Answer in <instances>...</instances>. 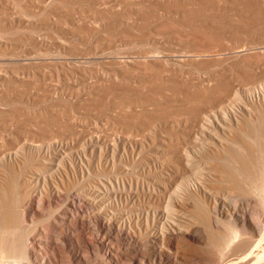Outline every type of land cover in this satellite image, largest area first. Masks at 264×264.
<instances>
[{
	"label": "rangeland",
	"instance_id": "1",
	"mask_svg": "<svg viewBox=\"0 0 264 264\" xmlns=\"http://www.w3.org/2000/svg\"><path fill=\"white\" fill-rule=\"evenodd\" d=\"M161 1L166 2L165 4L167 6L165 8V4ZM161 1L0 0V38H6L7 40L5 46L0 45V142L4 144V147H7V145L9 147L10 145V150L12 154H14V151L19 152L20 150V147L17 143H22L23 145H28L29 143L32 144V142L36 144H42L40 142L44 139L42 137L44 135L39 134V136L37 134V131H43L40 129H44L45 131V129L48 128V130L52 129L51 132L53 130L55 131H53V134H57V136H53L52 139H56L61 142L60 146H57L54 149L52 148L51 156H57L56 158H58L61 155L62 157L61 159H59L60 157L58 158L60 161H57L56 159H42V155L45 152L44 150L46 149L43 145L42 147H40V149H42L43 151L36 148L31 149L33 151H30V159L25 162L20 169H17L15 166L8 165L9 171L13 173L11 180L13 179L12 186H14V202H17L16 199L19 198L17 203H21V207L18 206V208H24L27 210L28 205L22 203L23 201L21 202L19 192L21 193V190H24V186H32V196H30L31 198L29 202L30 205L32 204V206L35 208V212L33 214L27 215L25 228H23L22 230H17L16 232H14V235H23V232H28L29 238L31 240L34 239L33 237H36L35 239L37 240L38 235L35 232H39L41 228L48 229L47 233L49 234L53 232L49 231L52 230V227L50 226V229L48 228V222L51 223V220L52 222H54L53 220H57L58 210L53 197H50V194L47 195L45 193L44 188L46 186H168V188H170L169 186H196V184L197 186H200L198 181L200 177L202 178V176H206V174L212 175L213 173L217 172V174L222 175V177L225 178L233 170L229 163H227L225 160H220L219 158H217V155H210L209 157H207L208 163H205L202 166L198 167V163L185 165L184 162H176L175 159H170V157L167 158L168 155L167 157L166 155H163L164 158L163 156L160 158L159 156L162 155L161 153H154L158 150V145H155L157 140V142H159L160 139H165L166 141L169 140L168 142H170L171 144V140L176 141L181 138L193 139V135L187 134V131L194 130L196 132L195 135H198L197 132L200 131L199 128L194 127L193 123H191V120L193 118V112L190 111L191 109L189 108L191 102L189 104L186 103L188 105L187 106L185 103H181V100L179 99V97L183 96L181 95L183 93L177 94L178 96L175 98L176 100L168 102L169 100L166 99L167 97H162L163 95L159 94L157 90L154 92L151 91L148 97L151 96L150 103L152 104L145 105V103H142L141 106L140 104L136 106L135 103H131L129 100H145L144 98H142L144 95H141L143 91L142 89L144 88L143 85L141 86L142 83L139 84L138 82V85L136 84V81L133 82V84L130 83L131 85L129 84L128 86V82L123 81L124 83H121L119 81L121 83V86H123V84H125L126 82L128 88L130 86L135 87H130L129 93L127 91H123L120 87H115V90L113 89L112 95L116 96H112V99L110 98L106 103L104 102L105 100L102 97L104 96L102 92L105 90V85H103V83H108L107 78L111 76H109L108 74H112L113 72L111 70V68L115 65L113 63V57L117 56L128 58L130 56L132 57L136 55V53L141 50L143 51L147 49V52L149 49L153 51L154 48H160L159 50L164 48L166 51L170 53L172 52V54L176 53V55H178L177 57H179L180 59H184V63L182 61H178V63L183 64V70L181 67V70L183 72H180L181 70L179 71V69H176L174 66L175 71H164V74L162 71H160L162 72L161 74L159 71H152L150 69L152 72L151 74V72L147 68V70L145 69L146 71L143 69L142 71H140V68H138L137 72L130 71L131 73L127 72V75L130 76V78L134 76L132 79L135 80L140 77H144L142 76L144 73H147L146 75L148 77H151L154 76L153 73L156 72L154 76V78L156 77V79L151 77L156 81L158 80L157 78H164V80H166L167 78L175 77V75V80L178 79L177 81H182V79H190L192 75L194 77L192 76L191 79L194 78L196 80L200 75L201 76L198 78H205L208 75L211 76L213 73H222L227 76V73H224V71L229 72L230 70H233V76L237 73V77H232L231 81H236L235 83L240 82V86L236 89L238 95L242 99L246 98V95L251 97L249 93L243 94L244 89L242 88V85H244L245 83L242 82L241 84V81H244L246 83L247 81L245 79L242 80L241 78H245L247 76V80L248 82H250L252 79L251 76L249 77V72L247 70H251L253 66L254 70L264 68V0L262 2L261 0H188L189 2L187 1V3L186 0H180L181 2L178 0ZM199 1L201 3H199ZM160 3L163 8L159 7ZM170 3L171 6H169ZM190 3H192L193 5ZM196 3H198V5ZM247 3L249 6L252 4L255 7H249L248 5H246ZM190 5L192 8L189 7ZM257 5H261L262 7ZM174 6H179L178 8H181V10L175 8ZM159 9H161V12L159 11ZM153 10H156V13ZM182 11L184 14L182 13ZM194 11H197V13ZM146 12H148L149 14H147ZM174 14L179 16L173 17ZM192 14L194 15L189 16ZM142 15H146L145 17H147V19L145 17L143 18ZM187 18H189V20ZM161 28L165 33L163 32V30H161ZM203 28L206 32L210 31L212 36L204 37L202 35ZM218 29L221 30V34L216 36L219 33ZM214 30L216 33H218L216 34ZM149 31L152 33H150ZM207 38H209L211 42ZM190 39L191 41H189ZM204 40L206 41L204 42ZM214 42L216 43L214 44ZM208 43L210 47L212 46L211 48L208 46ZM182 44L183 46H185L183 47ZM191 44L195 46H192ZM206 46H208L209 48H206ZM201 47L203 49H206L203 50ZM234 47L239 51V53H237L238 56L236 54L234 55V53L232 52L233 50H235L233 49ZM194 48H200L203 52L208 51V53L211 55H209L210 57L198 58L193 52ZM200 49L198 50L200 51ZM228 49L232 51L230 52ZM152 51H149V53H152ZM228 51L230 52V54ZM195 56L199 61L196 58H193ZM259 64L263 67H259ZM169 66L171 67L172 65ZM169 66L167 68H170ZM226 66L232 67L227 68ZM248 66L251 67L246 68ZM243 67H245V69L247 70H245ZM188 69L189 71L192 70L190 74ZM253 69V73L258 72L254 71ZM185 70L187 73L185 72ZM102 72L105 74H103ZM238 72L240 73V77L238 75ZM243 72H248V74L246 73V75H243L244 77H241V75L244 74ZM165 73L167 74V76ZM41 76L45 78H42ZM101 78L104 80H102ZM239 78L241 81L239 80ZM249 78L251 80H249ZM109 79H113L112 81L120 80L119 78L118 80H115L113 76H111ZM194 79L191 81L193 82ZM156 81L152 83H158ZM179 83L180 82H178V84ZM119 84L117 82V85ZM179 85H181V83ZM46 88L47 90H43ZM116 88L118 89V91L116 90ZM136 90H141L139 95H136L134 93V91ZM144 91H146V87L144 88ZM43 92L44 94L42 95ZM40 95L41 98H39ZM145 95H147V91ZM168 95L169 94H167V96ZM164 98L165 100H163ZM191 101L195 103L194 100ZM56 102H60L58 103L60 105L58 106ZM235 102L238 105L239 101L235 100L234 103ZM263 103L262 105L260 103H255V107L251 111L253 112V116H251V118L255 117V119H258L255 125L259 124L260 126V137H257L259 143L264 142ZM14 109H17L16 113ZM235 109L237 108L235 107ZM32 110H34V113ZM238 110H240V108ZM28 111L29 114L32 112L33 115H29ZM69 112L70 115H68ZM130 116L134 117L131 119L132 122L130 120L131 123L125 120L128 117L131 118ZM26 118H30L29 121ZM35 119L38 121V123ZM254 122L255 120H253L249 124H246L243 130L236 133V140L238 142H240L241 140L246 145H254L251 137L247 134L248 130L251 131L250 126ZM124 129H129L132 131L137 130V135H124L121 133V130ZM17 130H21V132L33 131V137L29 133L26 135L25 133L17 134L15 133L18 132ZM11 132H13L12 134L15 133V135H12ZM71 132H73V134ZM94 136L99 140V137H101L99 143L102 144L100 149H96L94 150V152H91L89 141L90 139H93ZM121 137L122 139L126 138L127 142H130V145L127 143L124 148L118 146L113 148L114 150L110 149V145L112 143L115 144L114 142H116V140ZM113 138H115V140ZM12 139H17V141L19 139V141H22L16 142ZM35 140H37V142ZM145 140L149 143H147ZM151 140H153V142ZM134 141H136L137 143ZM104 142H107V145H109V149L105 147ZM145 143L147 145H145ZM2 144L0 143V152L2 153H0V158L7 153L4 150L6 148H4ZM72 145L74 147H72ZM140 145H142L143 147H140ZM150 145L153 147H151ZM229 147V152L245 161V167L250 173H255L256 170L258 172H261L264 169V156L260 151L255 150L252 154L246 155V151L244 149H240V147H237V145H229ZM3 150L5 152H3ZM45 153L44 155L46 156ZM147 154L150 155L148 156ZM68 159L72 160L70 165L71 168L69 167V163L64 161H68ZM142 159L147 160H144L147 165L145 162H143ZM160 159H162V161ZM172 161L174 162V164ZM1 162L3 161H0V163ZM80 164L82 166V169H80ZM148 164L150 165V167H148ZM154 164L157 165L154 166ZM45 167H51V170L48 171V169H46ZM213 168L219 169L220 172H218L217 170L214 171ZM1 169L3 168L1 167ZM64 171L69 172L67 173V177H63V175L66 174ZM184 171H188L189 174L186 176L184 174ZM59 174L60 177L63 178L62 183L58 180ZM182 178L186 179L183 180ZM53 179L57 181H55V185ZM161 180L164 182L160 183ZM246 181L244 180V183L242 182V186H254L252 181L250 182L251 184L249 183V180L246 179ZM25 182H29V184H24ZM226 183L227 182H224L225 185L222 183L216 186H229L228 183ZM172 188H170L169 190H173ZM169 190L168 192L165 191V194L162 193L163 195L159 196L160 198L155 199V203L162 202L161 204H165V202H167L169 199ZM226 190H231L232 193L229 191V195H226L224 191H218L214 194H211V197L218 199L222 197L225 198V206L229 209L234 210V212L236 213L235 217L239 216L237 213H241L245 210L250 213L251 210L254 209V207H259L258 196L254 189L245 193L233 189ZM40 191L43 192L41 195H44L42 196L43 198L41 197V203H38L37 199L35 198H37V195L40 193ZM6 196H8V193L6 194ZM184 201L186 202V200ZM187 203L190 204L191 207L188 206L190 209L195 206L194 200H189L187 201ZM22 204L24 205L22 206ZM95 206L97 207L98 204L94 205L92 208H95ZM3 211L4 207H1L0 215H2ZM192 211L193 210L191 209L189 212H185V215L189 214L187 216H192ZM192 218L194 219L192 220L193 223L197 225L195 227H197L200 230L201 235L203 234L204 236L203 241L201 240L202 242L196 244V251L198 250L197 252L206 254V250H208L210 247V249H212V245H210V247L208 246L207 243H209L210 240L208 241V239L206 238V232L204 231L201 222H199V219L196 217L194 218L193 216ZM71 220L72 219H70L69 223L72 222ZM87 222L88 221H85V223L81 225L80 229H78L79 231L81 230L80 234L83 233L82 235L85 236L84 238L92 237L94 233L90 228H88V226L90 227L91 222H88L90 224H88ZM70 231H66L64 234V240L67 241L65 243V246L67 247L64 250L68 252H63V262L61 259V261H59L57 264H91L93 256L90 255V257H87L88 254L84 251H78L77 253L76 251L73 252L71 250V245L69 244L70 241L68 240L70 238L68 237L70 235ZM67 232L69 235L67 234ZM86 233L90 236H88ZM3 237H5V234L3 235ZM42 248L43 249H38L40 250L38 252H42L40 256L41 258H44L45 261V253L47 252L48 255H51L53 253V249L51 248V250H49V247L44 246ZM45 248H47V251ZM169 248L170 247L166 249ZM44 249L46 252H44ZM173 249V247L170 248L171 251H173ZM68 253L70 256L67 255ZM64 254H66V256ZM74 254H78L77 257H81L79 259L80 262H76L74 260ZM2 255L5 260L9 257L7 253H3ZM201 259L202 261L199 259L198 261L195 260L194 262H197L198 264L202 262L205 263V259Z\"/></svg>",
	"mask_w": 264,
	"mask_h": 264
},
{
	"label": "bare ground",
	"instance_id": "2",
	"mask_svg": "<svg viewBox=\"0 0 264 264\" xmlns=\"http://www.w3.org/2000/svg\"><path fill=\"white\" fill-rule=\"evenodd\" d=\"M159 1H161V0H159ZM178 1H180V0H178ZM178 1H177V3H178ZM187 1L188 0H186V3H187ZM262 1L263 0H261V2ZM206 2H204V3H206ZM162 3L165 4L166 2H162ZM171 3L169 6H171ZM184 3H182V4H184ZM199 3H201V2L199 1ZM250 3H252V2H250ZM190 4H192V3H190ZM196 4L198 5V3H196ZM246 5H248V3ZM166 6L167 5L165 4L164 8ZM251 6H253V5L251 4L249 7H251ZM257 6H261V5H257ZM159 7L163 8L161 3H160ZM178 7L179 6H177L175 8L181 10V8H178ZM189 7H191V5ZM253 7H255V6H253ZM205 8H206V6H205ZM160 10L161 9H159V11ZM209 10H210V7H209ZM183 11H182V13H183ZM194 12L197 13V11H194ZM146 13L149 14L148 12H146ZM144 14H145V12H144ZM193 15L194 14L189 15V16H193ZM142 16L144 18L146 15L145 16L142 15ZM177 16H179V15H175V14L173 15V17H177ZM154 17H156V16H154ZM145 18L147 19V17H145ZM158 18H159V15H158ZM184 18H186V17H184ZM187 19L189 20V18H187ZM155 27H154V29H155ZM143 28H144V26H143ZM157 29H159V28H157ZM211 29H212V27H211ZM135 30H137V29H135ZM161 30H163V29L161 28ZM202 30H203L202 35L204 37H211L212 36L210 31L206 32V31H204V28ZM220 31L221 30L218 29L219 33L217 32L218 33L217 34L214 30V32L217 34L216 36L221 34ZM139 32H141V31H139ZM163 32H164V30H163ZM150 33H152V32H150ZM196 33H197V31H196ZM146 34H144V35H146ZM189 34H190V31H189ZM141 35H140V37H141ZM161 35H162V33H161ZM187 36H186V38H187ZM145 37H143V38H145ZM213 38H214V36H213ZM207 39L210 41L209 38H207ZM180 40H185V39H180ZM189 41H191V39ZM205 41L206 40H204V42ZM194 42H195V40H194ZM6 43H7L6 38H0V45L5 46ZM215 43L216 42H214V44ZM210 45H212V44H210ZM182 46H183V44H182ZM192 46H195V45H192ZM208 46H209V43H208ZM208 46H206V48L210 47V46L209 47ZM226 47H229V46H226ZM206 48H204V49H206ZM159 49L154 48L153 51L149 49L147 51L148 53L146 52L147 49L143 50V51L141 50V51L137 52L136 55H134L132 57L129 55L130 57H128V58H122V57H117V56L113 57L112 59H114L113 63L115 65H114V67L111 68V70L113 71V72L111 71L112 74H108V75L113 76L115 80H118V78L120 80L112 81L113 79L112 80L109 79L111 77L110 76L109 78H107L108 79L107 84L102 82L103 85H105L104 86L105 90L102 92L104 95V96H102L105 100L104 102L107 103L110 98L112 99V96H113L112 93H113V89L115 87H118V88L120 87L123 91H127L129 93L131 86L128 88L127 85L129 86L130 83L133 84V82H136V81H137L136 84H138V82H139V84L142 83L141 86L143 85L144 88L146 87V91H147V95H145L146 91H144V88L143 89L141 88L143 90L142 91L143 94L141 93V95H144L142 97L145 99L144 101H141L139 99L129 100L131 103H135L136 106L138 104H140V106H141L142 103H145V105H147V104L151 105L152 104V103H150L151 102V100H150L151 96L148 97L151 91L154 92L157 90V92L159 94L163 95L162 97H167L166 99L169 100V101L167 100L168 102L176 100L175 98L178 96L177 94L183 93V94H181L183 96L179 97V99L181 100V103H183V104L184 103L189 104L191 102V104H190L191 107L189 105V108L191 110L188 108L190 111L193 112V114H192L193 118L191 120V123H193L194 127L199 128L200 131L197 132L198 135H195L196 132L194 130H192V131L190 130V131L186 132L187 134H192L194 137L193 139L181 138L183 140H181V139L176 140V141L173 140L175 142H173L170 139L172 142L171 143L172 145L170 144V142H168L169 140L166 141L165 139H160L159 142H157L158 141L157 140L155 145H158V150H157V152H154V153H157V154L161 153L162 155L159 154L161 156L156 155V156H159L160 158L163 155L164 156L166 155V157L168 155L167 158L170 157V159L171 158L175 159L176 162L177 161L178 162H184L185 165H192V164L198 163V167L202 166L205 163L207 164L208 163L207 157H209L210 155H213V156L217 155V158H219L220 160H225L227 163H229V165L231 166V168L233 170L225 178L222 177V175L217 174V172L213 173L212 175L206 174V176H202V178L200 177V179L198 181L200 186H197V184H196V186H169L170 188L173 187L172 188L173 190H171V191L169 190L170 188H168V186H56L55 184L57 181L53 179L55 186H53V185L52 186H46L44 188L45 193L47 195L50 194L51 195L50 197H53L54 202L57 205V210H58L57 220H53L54 222H52V220H51V223L48 222L49 223L48 228L50 229V226L52 227L51 228L52 230H49V231H53V232L51 234H49V233H47L48 229H42L41 228V230L39 232L38 231L35 232L38 235V236L36 235L37 240L35 239L36 237H33L34 239L31 240L29 238L28 232H23V235L22 234H15L14 235V232H16L17 230H22L23 228H25L27 215L33 214L35 212V208L32 206V204L30 205V202H29V200L31 198L30 196H32V189H31L32 186H30V187L24 186V190H21V193L19 192L21 202L23 201L22 203H25L28 205L27 210L24 208L19 209L18 206L21 207L20 206L21 203L20 204L17 203L19 198L16 199L17 202H14L15 200H13L15 198V197L13 198V188H14V186H12L13 185V179L11 180L13 173H11L9 171L8 165L9 166H15L17 169H20L21 166H23V164L30 159V157H31L30 151H33L31 149H33V148L40 149V147H42L43 145L46 148L44 150L46 152V153L44 152L46 154V156L43 153L44 156L42 155V159H44V160L45 159H49V160H52V159L55 160L56 159L57 161H60L59 159L62 158L61 155L59 156L60 158L58 157L59 158L58 159V158H56L57 156H55V157L51 156V154H52L51 152H52V148L54 149L55 147L60 146L61 142L56 140V139H52L53 136H55V135L57 136V134H53L54 130L51 132L52 129L48 130V128H46L45 131H44V129H40L43 131H37L38 135L39 134L44 135V136H42L44 139L42 138L43 140L40 142L42 144H36V143L32 142V144L29 143L28 145H26V144L23 145L22 143H20V144L17 143L20 147V150H19V152L14 151L15 152L14 154H12V152L10 150V147H11L10 145H9V147H8V145H7V147H4L3 146L4 144H2V142H0L2 144V146L4 148H6V149H4V148L3 149L7 152L6 155L1 156V158H0L1 159L0 161H3L0 163V208L4 207V211H3L2 215H0V264H45V263L57 264L59 261H61V259L63 262L64 258L62 257V255H63V252H66V250H64V249L67 247V246H65V243L67 241L64 240V238H65L64 234L66 231H70V230H71L69 233L70 235L68 234V232H67V234L69 235L68 237H70L68 240L70 241L69 244L71 245V250L73 252L76 251L77 253H78V251H84L85 253L88 254L87 257L88 256L90 257V255L93 256V258L91 260V264H195V263L198 264L197 262H194V261L195 260L198 261L199 259L202 261L201 258L205 259L204 260L205 263L202 262L200 264H264V169L261 172H258L256 170L255 173H252V172L250 173L245 167V161H243L240 157L235 156L231 152H229V149H230L229 145L230 146L237 145V147H240V149H244L246 151V155H250L255 150H258L264 156V142L259 143V140L257 139V137L259 136V132H260L259 131L260 126H259V124L255 125V123L258 121V119H255V117L251 118V116H253V112H251V111L255 107V103H258V104L260 103L262 105V103L264 102V68H262V69L259 68V70H254L253 69L254 66L252 65L253 66L252 69L254 71H258L257 73H253L252 69L247 70V69H245V67H243L245 70H247L249 72V74H248V72H246V73L249 75V77L251 76V79H252L251 80L249 78V80H251V81L248 82L247 76H246L247 78L246 77L241 78L242 80L245 79L248 83L247 84L246 82L241 81L239 78V80L241 81V84H242V82L245 83L244 85H242V88L244 89L243 94L249 93L251 95V97H250V96L245 94L246 98H244V99H242L238 95V92L236 91V89L240 86V82H238L239 83V85H238V83H235L236 81L235 82L231 81L232 77H237V73H236V75L233 76L234 71L230 70V69H229L230 71L228 70L229 72L224 71V73H227V76L225 74H222V73L221 74H219V73H213L212 74V72H211V74H212L211 76L208 75L205 78H198L201 75L197 77V74H198L197 73L196 74L197 80L193 78L194 81L196 80L195 82L191 81V80H193V79H191V77L193 75L191 77L189 76L191 80L187 78L185 80L182 79V81H177L178 80L177 78H176L177 80H175L176 75H175V77H170L167 79L165 78L166 80H164V78L163 79L157 78L159 81L158 80L156 81V80H154V79H156V77L154 78L156 72L153 73L154 76H151L154 79L151 77H148L146 75L147 73H144L146 76L144 74L142 75L144 77H140L138 79L134 78L135 80L132 79L134 76L130 78V76L127 75V72H130V71L131 72L132 71L137 72L138 68H140V71H142V69L145 70L146 68L149 69L150 72H151V70L152 71L156 70L159 72L162 71L163 74H164V71L165 72L166 71L167 72L168 71H170V72L175 71V68L179 69V71H180L181 67H182V70H183V68H184L183 64L178 63V61L183 62L184 59L181 58L182 59L181 60L179 57H177L178 55H176V53L172 54V52L170 53V52L166 51L164 48H162L161 50H159ZM198 49H200V48H198ZM198 49H196V48L193 49L194 54L198 58L199 57H204V58L210 57L209 55H211V54H209L208 51H206L208 53L207 54L206 52L201 51V49H200V51ZM233 49H235V47ZM164 50H165V52H164ZM222 50H224V49H222ZM149 51H152V53H149ZM189 51H191V50H189ZM153 52H155V53H153ZM159 52H161V53H159ZM225 52H227V51H225ZM230 52H229V54H230ZM232 52L234 53V55L235 54L237 55V53H239L238 49L237 50L235 49ZM242 54H243V52H242ZM196 56L193 58H196ZM227 57H228V55H227ZM190 59H192V58H190ZM185 60H186V58H185ZM249 63H251V62H249ZM168 64L172 65L173 67L172 66L170 67ZM168 66L170 68H167ZM174 66H175V68H174ZM228 67H230V66H228ZM249 67H251V66H248L246 68H249ZM259 67H263V66H261L259 64ZM255 69H256V67H255ZM182 70L180 72H183ZM102 71H103V69H102ZM188 71H189V69H188ZM191 71L192 70L189 71V74ZM162 72H160V73L162 74ZM185 72H186V70H185ZM173 73H176V72H173ZM243 73L244 74H242L241 77L243 75H246L245 72H243ZM103 74H105V73H103ZM151 74H152V72H151ZM106 75H107V73H106ZM238 75L240 77L239 72H238ZM160 76H162V75H160ZM166 76H167V74H166ZM164 77H165V75H164ZM42 78H45V77H42ZM102 80H104V79H102ZM233 80H235V79H233ZM239 80H237V81H239ZM97 81H99V80H97ZM119 81L121 83L123 81H126V82H128V84L126 85V82H125V84H123V86H121V83ZM154 81H156L158 83L153 84L152 82H154ZM104 82H106V81H104ZM117 82H118V84L119 83L120 84L117 85ZM178 82H180L181 85H179L180 83L178 84ZM133 87H135V86H133ZM133 87H131V88H133ZM43 90H47V88L43 89ZM116 90L118 91L117 88H116ZM117 91H115V92H117ZM140 91L136 90V91H134V93L136 95L137 94L139 95ZM166 91H168V92H166ZM44 92L42 93V95L44 94ZM99 93H101V92H99ZM117 93H119V92H117ZM167 94H169V95L167 96ZM47 95H49V94H47ZM115 96H113V97H115ZM39 98H41V95ZM95 98H96V95H95ZM163 100H165V98ZM191 100H194L195 103H193ZM235 100H238L240 103L238 102V105H237L236 102L234 103ZM58 103H60V102H58ZM58 103H57V105L59 106L60 104H58ZM233 103H234V105H233ZM135 104H134V106H135ZM235 107L237 109H235ZM239 108H240V110H238ZM16 110H15V113H16ZM3 111H6V110H3ZM10 111H12V110H10ZM22 111H24V110H22ZM32 111L34 113V110H32ZM21 113H23V112H21ZM238 113H240V114H238ZM28 114H29V111H28ZM31 114H32V112L29 115H31ZM34 115H36V114H34ZM40 115H41V112H40ZM65 115H67V114H65ZM68 115H70V112ZM11 116H12V114H11ZM122 117H123V115H122ZM125 117H126V115H125ZM35 118H36V116H35ZM42 118H41V120H42ZM47 118H49V117H47ZM68 118H69V116H68ZM132 118H134V117H131V118L128 117L127 119H125V118L124 119L126 121L130 122V120ZM29 119H27V120L29 121ZM52 120H54V119H52ZM120 120H122V119H120ZM246 120H248V121H246ZM253 120H255V122L251 124V126H250L251 131L248 130L247 134H248V136L251 137L254 145L253 146L246 145L241 140H240V142H238L236 140L237 139L236 133L243 130L245 125L251 123ZM131 122H132V120H131ZM26 123H27V121H26ZM37 123H38V121H37ZM35 124H36V122H35ZM39 124H41V123H39ZM29 126H31V125H29ZM38 128H40V127H38ZM29 129H31V128H29ZM19 131L15 132V133H17V134L25 133V135L29 133V134H31V136L34 133L33 131H32L33 133L31 131L30 132L29 131L21 132V130H19ZM136 131L124 129V130H121V133L124 135H132V134L137 135ZM12 133L13 132H11V134ZM15 133L12 135H15ZM71 133L73 134V132H71ZM62 134H64V133H62ZM35 135H36V133H35ZM2 136H3V134H2ZM94 138H95V136L93 137V139H90V141H89V143H90L89 145L91 146V152H94V150H96V149H100L101 144H102V143H99L101 140V137H99L100 140L97 137L95 139ZM2 139H3V137H2ZM113 139L115 140V138H113ZM114 140H112V141H114ZM6 141H8V140H6ZM13 141L18 142L19 139H18V141H17V139L16 140L14 139ZM21 141H19V142H21ZM35 141L37 142V140H35ZM151 141L153 142V140H151ZM134 142H136V141H134ZM82 143H84V142H82ZM114 143L115 144L112 143L110 145V149H113V148L118 147V146H121V148L122 147L124 148L125 145H127V143L130 145V142L129 141L127 142L126 138L122 139V137L118 138L116 140V142H114ZM147 143H149V142H147ZM77 145H78V143H77ZM104 145H105V147H107V149H109L108 148L109 145H107V142H104ZM145 145H147V144L145 143ZM141 146L142 145H140V147ZM148 146H149V144H148ZM72 147H74V146L72 145ZM151 147H153V146H151ZM75 148H76V146H75ZM147 148H149V147H147ZM1 149H2V147H1ZM4 150H3V152H5ZM40 150H42V149H40ZM110 151H112V150H110ZM66 152H68V151H66ZM112 152H114V151H112ZM164 156H163V158H164ZM79 159H80V157H79ZM66 160H64V161L68 162L69 167H70L72 160H69V159H68V161H66ZM90 160H91V158H90ZM142 160H143V162L147 161L145 159H142ZM160 160L162 161V159H160ZM164 161H165V159H164ZM75 162H77V161H75ZM148 163H149V161H148ZM173 164H174V162H173ZM146 165H147V163H146ZM155 165H157V164H154V166ZM1 167L3 169H1ZM69 167H68V171H69ZM81 167L82 166L80 164V169H82ZM148 167H150V165ZM176 167H177V165H176ZM45 168L48 169V171L51 170L50 169L51 167H45ZM64 168H65V166H64ZM263 168H264V166H263ZM213 170L214 171L217 170L218 172H220L219 169L213 168ZM65 173L66 174H64L63 177H67V175H68L67 173H69V172H65ZM184 174L187 176L189 174V172L186 171ZM185 175H184V177H185ZM182 179L184 180L186 178H182ZM246 179L249 180V183L252 181L254 186H242L244 183V180L246 181ZM58 180L61 183L63 182V178L60 177V174H59ZM161 181H160V183L164 182V181H162V182ZM224 182H227L229 186H227V185L226 186H216L218 184H222V183L224 184ZM246 182H248V181H246ZM100 183H101V181H100ZM24 184H29V182H25ZM57 184H59V183H57ZM102 185H104V184H102ZM25 187H26V189H25ZM226 189H233V190H237V191L244 192V193L254 189L257 193V196H258L259 207H257V208L254 207V209L251 210L250 213L247 210L242 211L241 213H237L239 216L235 217L236 213L234 212V210L229 209L225 206V204H226L225 198L222 197V198L218 199V198L211 197V194H214L218 191H224V193L226 195H229V191L232 193L231 190L227 191ZM168 190L170 191L168 201L165 202V204H161L162 202L161 203H158V202L155 203L154 200L160 198L159 196H162L163 194H165L164 192L165 191L168 192ZM7 193H8V196H6ZM42 193L43 192L40 191V193L37 195V198L34 197L35 199H37L38 203H41V200L43 198L42 196L44 195V194L41 195ZM184 200H186V202ZM189 200L195 201V203H194L195 206L193 208H191L193 210L192 216L194 218L196 217L199 219V222H201V224L203 225V229L206 232V238L208 239V241L210 240L209 243H207V244L209 247H210V245H212V249H210L211 247L210 248L208 247L209 249L206 250V254L197 252L198 250L196 251V244L202 242L204 236H203V234L201 235L200 230L197 227H195L197 225H195L193 223L192 220H194V219L192 218V216L191 215H190L191 217L187 216L189 214L185 215V212H189L191 210L189 208V207H191L190 204L187 203V201H189ZM96 202H98V203H96ZM97 204H98L97 207L95 206V208H92L94 205H97ZM23 205L24 204H22V206ZM36 205H38V204H36ZM57 210H55V211H57ZM194 215H196V216H194ZM70 219H72L71 223H69ZM85 221L91 222V225H90V227L88 226V228H90L92 230V232H94L92 237L84 238L85 236L82 235L83 233L80 234L81 230L80 231L78 230V229H80L81 225H83L85 223ZM52 223H54V224H52ZM88 224H90V223H88ZM91 230H90V232H91ZM35 231H36V229H35ZM4 234H5V237H3ZM88 236H90V235H88ZM43 246L49 247L50 248L49 250H51V248L53 249V253L51 252L52 253L51 255L47 254V252H46L47 248H45L46 251L44 249V252H46L45 253L46 260L45 261H44V258H41V256H40L42 252H40V253L38 252V251H40L38 249H40V248L43 249L42 248ZM168 247H170V248L173 247L174 248L173 251H171L170 248L166 249ZM3 253H7L9 255L8 259H6V260L4 259L3 255H2ZM82 254H83V252H82ZM64 255L66 256V254H64ZM67 255H69V253ZM73 256H74V260L76 262H80L79 259L81 257H77L78 254H74ZM89 263H90V261H89Z\"/></svg>",
	"mask_w": 264,
	"mask_h": 264
}]
</instances>
